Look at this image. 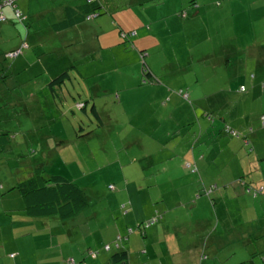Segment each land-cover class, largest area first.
I'll list each match as a JSON object with an SVG mask.
<instances>
[{
  "label": "rangeland",
  "instance_id": "1",
  "mask_svg": "<svg viewBox=\"0 0 264 264\" xmlns=\"http://www.w3.org/2000/svg\"><path fill=\"white\" fill-rule=\"evenodd\" d=\"M126 5L132 9L114 13L122 28H132L119 47L96 43L95 31L108 33L110 11L63 32L42 28L25 36L20 22L0 30V217L9 214L14 230L28 238L19 264H70V257L74 264H107L114 243L136 239L138 248V226L162 217L159 209L148 217L139 208L145 205L139 188L157 206H175L170 216L179 217L181 235L173 242L180 255L171 260L178 264L195 260L182 244L204 240L217 217L264 215V204L243 195L239 183L254 187L257 180L254 142L245 129L260 127L264 114V0H114L111 8ZM142 57L155 81L144 80ZM64 71L69 78L51 89L48 82ZM263 133L256 137L258 151ZM36 174L72 180L86 207L65 220L25 221L21 197L8 189ZM218 197L224 198L220 208ZM230 229L228 236L241 232ZM240 243L235 264H264L257 250L264 235ZM213 256L203 264H222Z\"/></svg>",
  "mask_w": 264,
  "mask_h": 264
},
{
  "label": "crops",
  "instance_id": "2",
  "mask_svg": "<svg viewBox=\"0 0 264 264\" xmlns=\"http://www.w3.org/2000/svg\"><path fill=\"white\" fill-rule=\"evenodd\" d=\"M114 3V2H113ZM103 6L107 8V10H111V2L109 3H103ZM17 5L20 8L22 14L25 15L27 23H29L30 28L28 30V34L37 33L39 34V31L42 28H47L50 32H63L71 29H79L83 26V24L97 19L96 17H99V15L91 18V19H81L78 22L72 23L71 25L67 27H60V25L63 22L68 21V10H73L71 8H74L76 12H80V8H82V5L79 0H20L17 1ZM110 6V7H109ZM79 9V10H78ZM4 10V9H3ZM7 12H5L6 16L13 18V12L10 9H7ZM119 9L116 11L118 12ZM124 11V10H120ZM115 11H110L112 23L110 24V28L108 30V33L104 30H100V32H97L96 35V43L101 47H119L121 39L118 35V27H121L119 22H122L120 19L117 21L115 19L114 15ZM8 20V18H7ZM115 21H117V30H115ZM9 22H11L12 25H15L12 21H6V24H3L0 26V30L4 31V29L7 26H10ZM3 23V22H0ZM98 28L100 29L101 26L97 23ZM127 29H132L130 26ZM122 28V27H121ZM19 35H24V33H21V31L18 28ZM33 32V33H32ZM102 36V37H101ZM262 88H264V83H262ZM256 88V87H255ZM260 91V90H259ZM261 118L264 116V114L260 115ZM260 118V119H261ZM261 125L260 127L253 129V131L249 132L251 129H245V125H239L240 127L245 129V133H249L250 140H252L253 148H254V154L255 162L253 164V169L255 174L257 175V180L253 183L254 187H247L246 182H240V185L243 186V195L244 191L251 195V200L253 203L257 201L258 205L261 207L264 204V194H262V187L260 185L264 186V172L262 171V168H260V165L263 164L264 161V150L258 151V147L256 145V137H259L260 132H264V120L261 119ZM263 125V126H262ZM217 128H223L220 127V125H215ZM225 128V127H224ZM224 131V130H223ZM234 131V129H233ZM230 133L232 136L236 134ZM264 134V133H263ZM243 143L246 145L248 143V138L245 137L243 140ZM242 148V147H241ZM235 156V152H232ZM195 161H198L197 158H194ZM252 173V170H248ZM259 185V186H257ZM247 188V189H245ZM140 193L144 194L143 197L139 199L140 203H144L145 205L142 207H139L140 209L144 210L146 214H148V217L153 213V211L158 210V213L162 216L158 222L155 224L145 226L142 231L138 230V248L134 246L135 240L124 241L123 247L128 251L131 257V264H133L134 259L137 258L142 260L145 264H147L150 260L153 261H161L162 264H164V259H170L169 264H178L179 262H173L171 259L173 257H176L179 252V245L175 246L173 240L176 239V237H179L177 234L181 235V232L177 228L179 217L175 216L174 218H171L170 216L171 212H174L175 206H157V198H153V196L150 195L148 191L145 189L139 188ZM247 190V191H246ZM140 194V195H141ZM238 196V195H237ZM236 197V195H234ZM218 206L221 207V204L223 205L222 200L224 198L218 197ZM197 200L193 201L196 202ZM214 201V199H213ZM231 202L233 203V208L236 204V200L232 199ZM177 206L179 203H176ZM212 205V204H211ZM213 205L216 206L215 201L213 202ZM8 206V205H7ZM154 208V210H153ZM6 209L5 211H7ZM14 209H10L8 211H13ZM22 210V208L20 209ZM224 213V212H223ZM222 214V213H221ZM220 214V215H221ZM12 215V214H11ZM222 219L219 217L216 218L214 226H208V220L203 218H196L197 225L202 224L203 226L207 225V229L204 231L207 233L205 236V239H199V242L196 243V240L190 243H183L182 247L186 249L187 255L193 254V258L195 260L184 263V264H203L205 263V260L209 258V255H214V258H218L222 264H235L236 261L232 258L233 256L236 257L238 254L236 252L237 247L242 248V245L240 243L241 240H243V237L247 238L249 235H255L256 238H260L264 235V215L263 216H254L252 219H243V218H226L224 216H221ZM36 220L38 217H30L27 216L24 218L25 221ZM43 221L46 218L50 217H40ZM54 218V217H53ZM142 218V217H141ZM141 220V219H139ZM250 224L251 227L247 228L245 226L246 224ZM14 220L11 218L9 214H5L4 216L0 217V264H10V259L16 260L17 264L24 263L26 261L25 256H18L19 254L25 253L27 250L26 245L24 242L28 240V238H24L25 236H22L23 233L19 234V232H16L14 230L15 226ZM231 225V229L240 230L241 232L238 234H231L227 235L226 231L228 230V226ZM32 232H30V235ZM32 238V236H31ZM21 239V240H20ZM192 250H195L194 252ZM202 251L203 256L206 258L203 261L199 260L198 254ZM227 250L229 251V254L227 253ZM259 253H264V246L257 248ZM16 254H15V253ZM135 253H137V257H134ZM240 254L245 253L243 250H240ZM255 253L252 251V254ZM12 254L13 256L10 257L9 255ZM134 254V255H133ZM246 254V253H245ZM222 256V259H220ZM10 258V259H9ZM246 264H260V261L258 260H249L246 259ZM68 262L72 264L73 259L70 257L68 259ZM107 264L109 262V256L106 260ZM244 262V261H243ZM242 262V264H243ZM76 264V263H75ZM240 264V263H239Z\"/></svg>",
  "mask_w": 264,
  "mask_h": 264
},
{
  "label": "trees",
  "instance_id": "3",
  "mask_svg": "<svg viewBox=\"0 0 264 264\" xmlns=\"http://www.w3.org/2000/svg\"><path fill=\"white\" fill-rule=\"evenodd\" d=\"M82 8H80V12H76L74 8L73 10H68V21L63 22L60 27H67L72 23L78 22L81 19H91L102 12L107 11H117L120 10H130L131 6H118L115 9L110 8L111 10H107L105 5L103 6V0H79ZM111 2L113 5L114 0H109L107 3ZM105 4V3H104ZM3 6L7 5H2ZM13 12V23L20 22L25 27V36H28V30L31 29L29 23H27L26 17L22 14L20 8L17 5V0L11 5ZM110 7V6H109ZM0 13L3 15L4 19L0 20V22H6L7 16L4 10H1ZM79 10V9H78ZM16 12H18L16 15ZM114 12V13H115ZM132 29L121 28L118 27V35L121 39V44L125 42L126 39H129V33H131ZM33 33V32H32ZM34 34V33H33ZM24 45L25 42L23 43ZM23 45V46H24ZM22 46V47H23ZM125 47V45H123ZM142 52L139 55H142L144 49H141ZM17 50H12L10 53L16 52ZM142 64V75H148L149 77H145L144 80L147 81H155L156 78L152 74L150 68L145 63V58H141ZM69 78V74L67 71H64L58 74L56 77L51 79L48 84L51 89L53 87L59 86L66 79ZM241 91L243 90L240 88ZM92 111L94 114L97 113V109L95 106H92ZM227 133H235L232 129L226 128ZM11 189H16L17 194L21 197L23 207L22 210L27 216L30 217H55L61 220L69 219L76 215L78 212L83 210L87 205V197L81 187L75 184L72 180L66 179L60 175H49V174H36L29 175L21 178L11 187H9L8 191ZM145 223L143 225L138 226V230L142 231L145 228ZM121 239V237H119ZM113 251H110L109 254V262L108 264H131V257L128 251L117 243H114ZM111 250V249H110ZM10 256V255H9ZM93 256V255H92ZM12 257V256H10ZM247 261H244L243 264H246ZM74 264V261L72 262Z\"/></svg>",
  "mask_w": 264,
  "mask_h": 264
},
{
  "label": "built area",
  "instance_id": "4",
  "mask_svg": "<svg viewBox=\"0 0 264 264\" xmlns=\"http://www.w3.org/2000/svg\"><path fill=\"white\" fill-rule=\"evenodd\" d=\"M13 2H14V0H0V8H1L2 5L11 6ZM17 13H18V12H16V15H18ZM3 19H4V17H3V15L0 13V20H3ZM15 54H16V52H13V53H12V55H15ZM241 89L243 90V87H241ZM261 119L264 120V116H262ZM152 222H153L152 220H149V222H148L147 224H145L144 226H149ZM10 256H13V255L10 254Z\"/></svg>",
  "mask_w": 264,
  "mask_h": 264
},
{
  "label": "clouds",
  "instance_id": "5",
  "mask_svg": "<svg viewBox=\"0 0 264 264\" xmlns=\"http://www.w3.org/2000/svg\"><path fill=\"white\" fill-rule=\"evenodd\" d=\"M150 225H152V224H150Z\"/></svg>",
  "mask_w": 264,
  "mask_h": 264
}]
</instances>
